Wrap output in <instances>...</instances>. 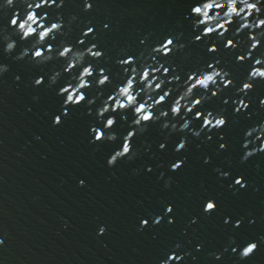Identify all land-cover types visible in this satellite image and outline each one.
I'll return each instance as SVG.
<instances>
[{
  "label": "water",
  "instance_id": "obj_1",
  "mask_svg": "<svg viewBox=\"0 0 264 264\" xmlns=\"http://www.w3.org/2000/svg\"><path fill=\"white\" fill-rule=\"evenodd\" d=\"M91 2L93 9L89 12L83 11V0H64L62 9L45 7L38 11V15H49V23L58 13L65 23L73 15L79 17L67 37L48 43L59 46L61 40H67L82 49L96 44L104 53L102 59L88 62L97 69L95 78L101 68L107 69L112 84L98 89L93 78L94 86L86 92L89 99L101 91L106 99L123 83L118 59L139 58L167 38L180 37L176 43H183L186 48L168 57H156V61L175 69L170 76L179 75L182 81L187 80L189 73L220 61L218 67L231 73L235 87L221 92L196 111L206 114L223 110L227 125L197 139L184 132L169 135L159 123H149L147 131L132 141L139 155L109 167L108 159L122 147L123 137L131 130L129 125L135 119L132 111L112 114L117 120L111 130L118 134L116 142L91 143V128H103L96 116L101 100L92 106V115H88L89 106L85 103L69 107V115L63 116L65 97L57 93L70 77L64 75L57 85L47 86L53 71L60 70L65 61L54 60L43 66L29 63L30 57L16 61L14 57L32 43L21 41L19 36L12 37L17 41L15 52L11 56L4 52L3 36L15 31L10 26L12 15L17 9L24 12V6L17 3L16 9L0 11V65L10 68L0 77V192L32 216L82 264H160L173 253H190L181 264H264V153L241 162L246 151V131L264 123V108L260 107L264 81L254 82V90L245 97L250 103L247 112L236 114L232 102L241 98L236 89L249 75L255 57L264 56V47L253 54V60L238 63L236 57L247 52L245 45L235 51L225 50V41H218L215 35L193 42L202 29L193 30V21L198 18L191 15V9L200 0ZM3 3L0 0V8ZM88 27L95 30V38L89 35L85 44L79 45L78 40ZM237 27L232 26L226 39L232 38ZM247 36L245 32L241 39L246 40ZM212 46L219 50L210 53L208 48ZM78 72L79 69L74 74ZM41 76L45 84L34 87L33 81ZM196 94L202 93L197 90ZM177 95L173 92L162 107L169 108ZM225 99L228 104L223 103ZM194 115L195 112L189 119ZM56 116H62V124L54 127ZM122 116H127V121ZM202 124L203 119L193 120L192 127L198 130ZM208 135L213 137L211 141L206 139ZM184 137L188 141L186 149L176 152ZM161 144L166 145L164 150L160 149ZM220 144H225L226 150H220ZM206 157L211 158L210 163L204 162ZM178 161H183V165L173 171L171 166ZM216 168L230 173V177L221 178ZM137 169L139 173L134 174ZM161 173L164 179H160ZM169 177L171 187L166 188ZM238 177H243L247 188L229 187ZM80 181H84V186ZM209 199L217 205L211 215L203 210ZM169 205L173 212L165 215ZM157 215L163 217L159 225L154 224ZM193 218L196 223H192ZM225 218L231 222L226 224ZM169 219L174 223H169ZM143 220L148 225L140 230ZM253 220L255 223H250ZM237 221H242L239 228L235 227ZM102 226L106 232L99 235ZM231 238L235 244L229 243ZM250 242H257L258 250L251 258L240 260L232 248L242 249ZM197 245L202 246L201 251L196 250ZM211 253H222V259L216 260Z\"/></svg>",
  "mask_w": 264,
  "mask_h": 264
},
{
  "label": "clouds",
  "instance_id": "obj_2",
  "mask_svg": "<svg viewBox=\"0 0 264 264\" xmlns=\"http://www.w3.org/2000/svg\"><path fill=\"white\" fill-rule=\"evenodd\" d=\"M17 3L24 6L22 13L18 9L14 11L10 20V26L15 30L12 34H5L3 41L5 44L4 52L11 56L16 48L17 41L13 36H19L21 41L27 42L32 40L31 46L24 48L14 59L16 61H24L29 59V63H34L37 66L47 65L54 60H64L65 64L60 70H54L48 79V87L52 88L57 85L64 75H68L70 79L58 91V95L65 97L63 107V116H68V108L76 107L81 104L89 106L88 115H92V106L96 101L101 100V107L96 110V116L103 128L93 126L91 134L94 139L90 141L93 144L108 142H116L119 137L118 134L111 131L117 124L114 113L132 111L135 119L129 125L130 131L123 137L122 147L116 150L108 159L109 167H115L121 159L127 158L129 161L134 160L138 155V150H134L132 141L137 135H143L147 131L149 123H159L163 131L168 132L169 135L178 132H184L199 139L207 132L219 131L226 127L227 118L220 112L207 111L205 114L201 111H196L205 102L219 96V94L230 87H235V81L230 78L231 73L223 68L218 67L220 61L209 63L206 68L199 71H193L188 74L187 80L182 81L179 75L170 76V71L175 70L165 66L164 63L156 61V57L163 55L168 57L175 52H182L186 45L183 43H176L180 37H169L161 45H158L147 51V54H140L139 58L127 56L126 59H118L117 63L123 69V83L116 86L114 92L106 99L104 93L97 92L96 96L89 99L86 95L87 90L93 88V78L97 77L96 67L89 63L90 59L100 60L104 57V53L98 50L96 44H92L86 49L77 48L67 42L61 40L59 46H54L48 41L55 42L58 37H67L71 30L72 24L76 22L79 17L73 15L69 22H64L62 14H57L54 20L49 23L51 19L47 13L38 15V11L42 8L62 9L64 7V0H4L0 11L7 9H16ZM93 9L91 0H83V11L89 12ZM191 15L198 19L193 21V30L199 31V35L194 38L193 42H199L206 37L215 35L218 41H225V50L235 51L241 45H245L247 52L245 55L236 57L238 63H244L248 60H253V54L261 47H264V0H200L191 9ZM23 17V18H21ZM90 23V22H89ZM237 24L235 33H232V38H227L231 32L232 26ZM108 26L105 25V28ZM68 29V31H65ZM6 31V30H5ZM94 29L88 27L83 33L82 38L78 40L79 45H84L86 38L89 35L94 36ZM247 32V39H241L243 34ZM182 36V34H181ZM145 43V41H141ZM219 49L216 46L208 48L210 53H216ZM125 55V53H122ZM79 69L78 74H74ZM10 71L8 65H0V77H3ZM19 81L20 77H16ZM256 81H264V56H256L249 75L242 85L236 89L240 99L232 101L235 107V113L247 112L250 103L245 99L251 91L254 90ZM45 84L44 77L41 76L33 81L34 87H41ZM112 84L108 70L101 68L98 72V78H95V87L103 89ZM165 85L168 87L165 89ZM176 85V87H172ZM142 86V87H138ZM197 90L202 94L197 96ZM162 92V94H161ZM177 92L178 95L172 101L169 108L165 109V105L172 97V93ZM210 93V95H208ZM143 100L141 101V97ZM38 100L39 97H34ZM224 104H228L229 100L225 99ZM260 107L264 108V99L260 100ZM195 112L194 117L189 119V116ZM158 113V114H157ZM107 116V119L105 117ZM171 117V119H169ZM127 121V116L121 117ZM203 119L202 126L197 130L192 127L193 120ZM183 123H179V121ZM62 124V116H56L53 121V126H60ZM212 136L208 135L206 139L212 140ZM39 139V138H37ZM221 139H224L221 136ZM187 138L181 139V142L176 146V152H180L187 147ZM225 144H220V150H226ZM165 144L160 145V149L164 150ZM243 148L246 150L241 158V162L245 163L253 156L264 153V123L248 129L245 133V142ZM150 150V149H149ZM205 163H210L211 158L206 157ZM183 165V161H178L173 164L172 170L177 171ZM151 172L152 169L148 168ZM215 171L219 173L220 177L227 179L230 173L216 168ZM139 170H134V174H138ZM160 179H164V174L161 173ZM171 177L165 182V187H171ZM80 185L84 186V181H80ZM239 186L240 188H247L248 185L244 182L243 177H238L234 185H229L230 188ZM204 212L211 215L213 211L217 210V205L214 200L209 199L204 205ZM173 212L171 205L167 206L165 215ZM163 220L162 216L157 215L154 218V224L159 225ZM196 218H193L192 223H196ZM230 218H225V223H230ZM169 223H174L173 219H169ZM255 223V221H250ZM242 221H237L235 227L239 228ZM148 221L141 222V229L147 227ZM106 229L102 226L98 234L104 235ZM264 239V238H262ZM4 241L0 239V246H3ZM230 244H235V239L231 238ZM181 246L176 245L179 249ZM257 242H250L242 249L232 248L233 253L239 254L240 260H247L251 258L258 250ZM197 251L202 250V246L197 245ZM225 252L228 248L225 247ZM185 253L177 256L175 253L169 255L167 260L161 261L160 264H181L185 259ZM216 260L222 259V253H211ZM195 259V257H193Z\"/></svg>",
  "mask_w": 264,
  "mask_h": 264
}]
</instances>
